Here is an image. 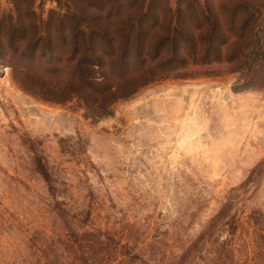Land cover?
Wrapping results in <instances>:
<instances>
[{"label":"rangeland","instance_id":"rangeland-1","mask_svg":"<svg viewBox=\"0 0 264 264\" xmlns=\"http://www.w3.org/2000/svg\"><path fill=\"white\" fill-rule=\"evenodd\" d=\"M59 17L185 61L102 116L42 100ZM0 264H264V0H0Z\"/></svg>","mask_w":264,"mask_h":264},{"label":"trees","instance_id":"trees-1","mask_svg":"<svg viewBox=\"0 0 264 264\" xmlns=\"http://www.w3.org/2000/svg\"><path fill=\"white\" fill-rule=\"evenodd\" d=\"M139 13L145 17L143 11ZM65 30L71 35L64 37ZM56 32V38L31 40V51L44 62L43 73L21 72L17 82L42 100L63 103L76 98L98 116L118 100L162 78L154 66L175 59L185 61L177 52V40L170 35L153 46L142 19L108 27L77 22L67 25L64 17H59Z\"/></svg>","mask_w":264,"mask_h":264}]
</instances>
